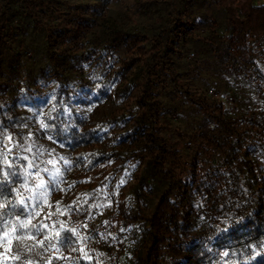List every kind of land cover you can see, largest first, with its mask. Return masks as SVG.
<instances>
[{
  "label": "trees",
  "instance_id": "1",
  "mask_svg": "<svg viewBox=\"0 0 264 264\" xmlns=\"http://www.w3.org/2000/svg\"><path fill=\"white\" fill-rule=\"evenodd\" d=\"M0 152L66 226L33 262L264 264V0H0Z\"/></svg>",
  "mask_w": 264,
  "mask_h": 264
},
{
  "label": "snow or ice",
  "instance_id": "2",
  "mask_svg": "<svg viewBox=\"0 0 264 264\" xmlns=\"http://www.w3.org/2000/svg\"><path fill=\"white\" fill-rule=\"evenodd\" d=\"M42 128H47L48 125L41 123ZM9 143H11V137H8ZM31 151V148L27 149ZM7 151L10 153L11 148ZM0 156H3V165L6 166L7 170L0 169V197H3L0 201V264H9V261H21L22 257H25L24 264H34L31 259L26 258L27 253H33L37 248L52 249L54 251H59V246H62L65 242V238H62L61 232L66 230V226L60 223V230H54L49 232L51 227L48 223L44 221L51 219V216L55 213H48L44 220L39 223H33V220L40 216L39 211H27L26 213H8L3 211L8 208H15L16 205L22 206L24 209L30 207L39 208L41 204L47 203L48 196V183L41 176V170L32 161H29L25 167L23 174V182L20 184L19 188H16L13 184V177H20L18 171L13 170V163L8 159L7 155L0 152ZM27 159V157H25ZM47 163L53 165L55 171L49 172L47 168L42 171L49 173L51 180L55 181L58 176L61 175V170L55 167L56 162L49 160ZM64 163L70 164V161L65 160ZM36 167L37 171L33 174L28 170ZM29 176L33 177V186L28 187ZM121 183H124L122 180ZM13 185L12 187H9ZM7 189L8 195L12 196L9 199L7 196H3V191ZM24 189L27 192L32 193L30 197H25L24 193L20 190ZM28 200H34L36 203L34 205H29ZM51 207V205H49ZM57 212L60 209L57 208ZM75 233V229L67 230ZM38 236H43V239H37ZM86 239V238H83ZM32 243H29V242ZM75 250V249H74ZM83 251V249H80ZM87 253H85V256ZM224 255H227L225 253ZM259 255V253H257ZM59 258H65L63 256ZM52 258L49 259V264H51Z\"/></svg>",
  "mask_w": 264,
  "mask_h": 264
},
{
  "label": "built area",
  "instance_id": "3",
  "mask_svg": "<svg viewBox=\"0 0 264 264\" xmlns=\"http://www.w3.org/2000/svg\"><path fill=\"white\" fill-rule=\"evenodd\" d=\"M225 98H226V99H227V98L232 99V97H227V96H226ZM1 148L4 149V150H6L8 156H13V155H15L16 153L19 152L18 149L11 148L12 151L9 153V152L7 151L8 148H7L5 145H1ZM50 209H51V210H54V209H55V203L52 204V206H51ZM103 211H104V208H103V207H99L98 209H95V210H94L89 216H87L86 218H84V220H83V224H84L85 226L90 225L92 222H94L95 220H97V219L101 216V214L103 213ZM55 223H57V220H56V219H55ZM104 228H105V224L103 223V224H101L100 229H104ZM55 252L63 254L62 251H54V250H52V251L50 252V254H53V253H55ZM34 264H40V263H38V262H34ZM45 264H49V258H47V259L45 260Z\"/></svg>",
  "mask_w": 264,
  "mask_h": 264
},
{
  "label": "rangeland",
  "instance_id": "4",
  "mask_svg": "<svg viewBox=\"0 0 264 264\" xmlns=\"http://www.w3.org/2000/svg\"><path fill=\"white\" fill-rule=\"evenodd\" d=\"M5 145H6V146H7V145H11V143H9V141H8V137L5 138Z\"/></svg>",
  "mask_w": 264,
  "mask_h": 264
}]
</instances>
